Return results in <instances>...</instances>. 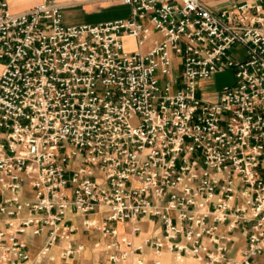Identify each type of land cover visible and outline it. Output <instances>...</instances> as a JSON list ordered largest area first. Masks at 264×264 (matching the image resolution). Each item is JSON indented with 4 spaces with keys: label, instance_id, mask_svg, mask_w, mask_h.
Listing matches in <instances>:
<instances>
[{
    "label": "built area",
    "instance_id": "obj_1",
    "mask_svg": "<svg viewBox=\"0 0 264 264\" xmlns=\"http://www.w3.org/2000/svg\"><path fill=\"white\" fill-rule=\"evenodd\" d=\"M103 1L132 12L70 24L57 0H0V264H86L72 211L100 233L98 264L147 245L264 264V0ZM142 218L157 227L134 248L120 225L140 233ZM27 236L44 237L35 254Z\"/></svg>",
    "mask_w": 264,
    "mask_h": 264
},
{
    "label": "crops",
    "instance_id": "obj_2",
    "mask_svg": "<svg viewBox=\"0 0 264 264\" xmlns=\"http://www.w3.org/2000/svg\"><path fill=\"white\" fill-rule=\"evenodd\" d=\"M40 1L41 0H30L26 2L25 4H23L22 6H19L13 10L17 12L22 11L28 7H31L37 4ZM59 2L64 4L65 11L67 8H70V7L72 8H84L85 7L86 13H91V14L101 13L100 9L108 10L109 7H113L116 5L122 6V4L115 2V1H103V0H59ZM229 2L230 0H215V1H212L211 4L209 5L223 6V5L228 4ZM111 19H116V17L111 18ZM65 20L67 23H70V24L91 23V22L70 21L66 18V14H65ZM107 20H110V19H106L103 21H107ZM99 22H102V21H99ZM130 40L134 42L132 38ZM218 92L219 91H217L211 97H207V98L216 99ZM70 217L73 219V221L78 226V231L74 235L75 241L78 243H84L86 245V251L82 254L78 262H83L86 264H98V261L104 258L103 255L99 251L94 249V242L100 237V233L96 231L95 232L85 231L81 223L82 222L81 216L76 215L73 211L70 213ZM140 225L142 227L141 232L135 233V234H132L130 224L120 225L122 232H128V234H130L133 240L134 248H136L140 244H144L146 238L150 236L157 227V223L155 221L149 220L148 218H142L140 221ZM234 235L236 238V242L233 245V253L239 256L241 250L247 244V237L241 231H236ZM27 239H29L32 242V244H34L33 254H35L38 251V248L44 241V237L32 238L31 236H27ZM54 251L55 253L59 254L60 248H55ZM139 259H142L145 262L144 264H155V261L157 259H161V264H208L204 261H199L197 259L190 258V257H185V258H182L181 260H178L175 254L168 249H164L162 255L158 256L155 249L148 245L143 248L142 252L133 251V253H131L127 259L118 261L113 264H137L138 263L137 261ZM107 264H111V263H107Z\"/></svg>",
    "mask_w": 264,
    "mask_h": 264
},
{
    "label": "rangeland",
    "instance_id": "obj_3",
    "mask_svg": "<svg viewBox=\"0 0 264 264\" xmlns=\"http://www.w3.org/2000/svg\"><path fill=\"white\" fill-rule=\"evenodd\" d=\"M12 9H16L19 6H22L26 2L30 0H8ZM59 1V0H57ZM207 4H211L212 1L215 0H204ZM237 0H230V2ZM30 8V7H28ZM26 8V9H28ZM99 14H91L86 13V9L84 8H67L65 11L66 18L70 21L75 22H91L98 23L99 21H103L111 18H125L130 16L132 12V8L126 5H116L113 7H109L108 10H101ZM135 43L131 40H127L126 48L134 49ZM228 54L231 55L235 59L243 60L245 59L244 50L241 48H232L228 51ZM2 71V65H0V73ZM235 81V73L233 69H227L223 72H219L215 74L208 81L201 82V91L205 98L211 97L217 91H220L225 85L232 84ZM133 260V259H132Z\"/></svg>",
    "mask_w": 264,
    "mask_h": 264
}]
</instances>
